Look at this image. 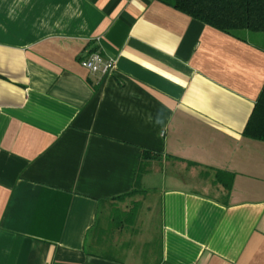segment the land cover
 <instances>
[{"label": "crops", "instance_id": "0c3cea01", "mask_svg": "<svg viewBox=\"0 0 264 264\" xmlns=\"http://www.w3.org/2000/svg\"><path fill=\"white\" fill-rule=\"evenodd\" d=\"M263 87L262 34L163 0H0V264H264Z\"/></svg>", "mask_w": 264, "mask_h": 264}, {"label": "trees", "instance_id": "16d2710c", "mask_svg": "<svg viewBox=\"0 0 264 264\" xmlns=\"http://www.w3.org/2000/svg\"><path fill=\"white\" fill-rule=\"evenodd\" d=\"M174 8L181 10L191 17L196 18L206 24L220 28V30L234 34L242 30L250 32L264 33V0H163ZM250 120L244 130V135L264 141V87L254 105ZM149 158L148 152H143L141 162ZM142 174V166L137 172L138 178ZM216 180L221 182L225 189L229 190L232 186L233 174L231 172L217 170ZM138 185L117 200L139 193ZM126 212L115 209L112 219L119 218L117 226L122 223L132 224L138 211V202Z\"/></svg>", "mask_w": 264, "mask_h": 264}, {"label": "built area", "instance_id": "2783aa9c", "mask_svg": "<svg viewBox=\"0 0 264 264\" xmlns=\"http://www.w3.org/2000/svg\"><path fill=\"white\" fill-rule=\"evenodd\" d=\"M81 64L89 71L100 75L111 74L116 66L115 59L105 57L100 51L91 52L81 60Z\"/></svg>", "mask_w": 264, "mask_h": 264}, {"label": "rangeland", "instance_id": "374dc122", "mask_svg": "<svg viewBox=\"0 0 264 264\" xmlns=\"http://www.w3.org/2000/svg\"><path fill=\"white\" fill-rule=\"evenodd\" d=\"M260 34H262V36H264V33H260ZM137 198H138V196L132 195V196L127 197L124 202H118L117 204H120L123 208L127 207L128 209H131L135 205L134 203L136 202L135 200ZM118 220H119V218L117 216V219L114 221V225L115 226H117ZM127 225L133 226V227H137V225L133 224V223L132 224H127Z\"/></svg>", "mask_w": 264, "mask_h": 264}]
</instances>
